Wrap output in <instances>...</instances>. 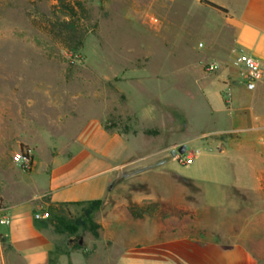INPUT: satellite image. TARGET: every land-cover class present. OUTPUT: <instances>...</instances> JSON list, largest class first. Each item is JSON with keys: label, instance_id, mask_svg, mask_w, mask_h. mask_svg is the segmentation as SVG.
I'll use <instances>...</instances> for the list:
<instances>
[{"label": "rangeland", "instance_id": "1", "mask_svg": "<svg viewBox=\"0 0 264 264\" xmlns=\"http://www.w3.org/2000/svg\"><path fill=\"white\" fill-rule=\"evenodd\" d=\"M64 5L73 6L82 32L75 53L49 31L52 23L69 20ZM178 9L157 7L155 0H0V204L9 209L32 198L36 174L73 150L77 131L90 118L124 135L141 165L126 172L92 214L96 229L87 225L60 235L42 224L54 239V264H112L118 247L134 241L137 232H155L161 221L154 204L159 177L146 171L162 159L171 162L157 168L171 165L181 175L250 178L241 154L227 148L220 154L213 113L219 105L213 100L209 108L202 101L203 89L220 82L222 20L214 11L188 20L186 8ZM208 64L217 69L208 72ZM182 145L186 152L170 157L168 151ZM17 151L32 158L31 173L14 164ZM60 209L73 219L82 212L77 206ZM130 210L143 216L133 218ZM43 211L48 208L31 209ZM164 222L165 228L185 223ZM1 235L0 264H24Z\"/></svg>", "mask_w": 264, "mask_h": 264}, {"label": "crops", "instance_id": "2", "mask_svg": "<svg viewBox=\"0 0 264 264\" xmlns=\"http://www.w3.org/2000/svg\"><path fill=\"white\" fill-rule=\"evenodd\" d=\"M155 6H170L172 12L186 8L188 20L207 11L220 16V82L203 89L202 101L209 108L213 100L219 105L213 113L220 154L227 149L241 154L250 178L181 175L171 165L157 168L171 162L160 160L146 171L159 177L154 200L159 227L137 232L134 241L119 246L112 264H264V82L248 91L241 70L233 65L238 52L264 63V0H155ZM136 154L124 135L104 129L100 119L85 120L73 150L41 176L36 174L34 196L9 207L11 225L0 229L6 243L24 264H54V239L31 209L106 201L126 172L140 169L132 157ZM227 193L234 196L229 200ZM178 218L185 223L165 228L164 220ZM57 264L67 263L60 259Z\"/></svg>", "mask_w": 264, "mask_h": 264}, {"label": "trees", "instance_id": "3", "mask_svg": "<svg viewBox=\"0 0 264 264\" xmlns=\"http://www.w3.org/2000/svg\"><path fill=\"white\" fill-rule=\"evenodd\" d=\"M210 6L220 10L217 6L210 4ZM65 10L64 17H68V21L52 23L49 27L50 33H53L55 36L59 37L62 41L64 47L75 53L80 50L82 46V32L79 26L74 21V8L70 5L62 6ZM83 11V10H82ZM108 130L107 128H104ZM102 205V201H91V202H81L74 204H59L56 206H49L48 208V218L46 220L40 221L41 224L49 223L53 227L55 233L57 234H69L73 235L79 227H86L87 225L91 226V229H96L97 226L93 224L91 216L94 212L98 211ZM67 206H77L82 207V212L77 219H73L68 213H65L60 208ZM146 212V211H145ZM130 213L133 218H140L141 214L130 210ZM93 231V230H92ZM94 235L96 232L94 231ZM2 236V235H1ZM3 238V236H2ZM2 243H6V239L1 240ZM78 247L79 245H75Z\"/></svg>", "mask_w": 264, "mask_h": 264}, {"label": "built area", "instance_id": "4", "mask_svg": "<svg viewBox=\"0 0 264 264\" xmlns=\"http://www.w3.org/2000/svg\"><path fill=\"white\" fill-rule=\"evenodd\" d=\"M234 66L238 67L241 72L240 76L244 81L245 87L248 91H255L257 84L264 82V63L238 52L235 55ZM217 69L216 64H208L207 71L212 72ZM194 156V154H193ZM14 164L23 172L31 173L33 171V161L30 155L25 151H17L13 155ZM35 220H46L48 218L47 211L36 212L33 214ZM11 225V215L9 209L0 204V228H8ZM3 236L6 235L3 232Z\"/></svg>", "mask_w": 264, "mask_h": 264}, {"label": "water", "instance_id": "5", "mask_svg": "<svg viewBox=\"0 0 264 264\" xmlns=\"http://www.w3.org/2000/svg\"><path fill=\"white\" fill-rule=\"evenodd\" d=\"M186 152V146L182 145L177 150H172L170 154L172 156L183 155Z\"/></svg>", "mask_w": 264, "mask_h": 264}]
</instances>
